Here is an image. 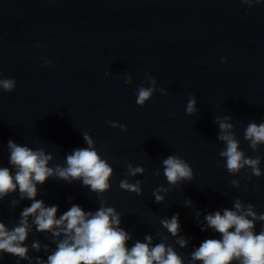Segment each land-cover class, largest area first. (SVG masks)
<instances>
[{"label":"clouds","instance_id":"obj_1","mask_svg":"<svg viewBox=\"0 0 264 264\" xmlns=\"http://www.w3.org/2000/svg\"><path fill=\"white\" fill-rule=\"evenodd\" d=\"M264 0H240L248 8L259 5ZM39 47V45H37ZM222 63L227 58H222ZM43 65L52 61L42 57ZM105 75H110L106 72ZM125 83L132 84V76H125ZM146 83L137 86L136 104L140 107L160 91L162 95L168 93L157 87V81L151 76L146 77ZM16 88V81L12 78H0V90L11 93ZM185 112L191 116L198 113L197 98L191 95L186 104ZM230 115L215 118L219 132L217 140L225 147L219 151L218 156L226 163L227 172L236 176L242 170H250L247 179L253 176L259 178L264 175L261 170L262 158L257 154L254 158L247 156L240 148V140L235 135L234 125L230 122ZM113 128L127 131V126L116 121L107 122ZM86 147L76 148L65 157L64 164L50 166L54 157L43 148L33 149L27 145L17 144L9 140V166H0V201L18 194V198L10 201V207L15 209L21 201L30 200V206L24 207L20 212L17 223L9 228L0 221V261L5 255L27 261V264H185L184 258L175 248L166 244L167 237H161L159 243L154 244V237L146 234L141 240L133 241V235L126 231L122 225V217L114 207L107 206V201L100 199L99 207L95 211H85L79 204L71 207L57 216L58 205H46L44 200L37 199L39 187L49 178L71 184L81 181L84 187L90 189L98 198L111 188V178L114 169L109 162L102 158L96 148V142L88 132L81 133ZM244 140L249 147L258 153L264 145V122L250 121L244 129ZM163 175L169 187L163 185L153 190L152 195L157 204L165 200V196L176 186L183 182H191L194 172L190 164L178 155H169L161 162ZM145 172L142 166L127 164L126 176L136 177ZM153 175L159 176L160 170ZM233 188H240L239 180H232ZM119 188L123 191L142 195L143 189L140 180L130 182L122 179ZM185 207L192 208L191 199H186ZM196 211V221L201 231L211 229L219 234V239L209 238L200 243L190 253L188 264H264V213H257L255 206L236 198L232 208H222L203 215ZM257 222H261L257 233ZM161 226L174 238L180 248L189 245V239L181 235L179 213L171 218L165 216L160 219ZM35 232L50 234L46 237L55 248L49 244H42L35 240L30 246L26 244L30 234ZM159 235V233H158ZM30 251L47 254L46 259L41 256H32Z\"/></svg>","mask_w":264,"mask_h":264}]
</instances>
